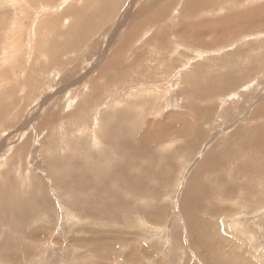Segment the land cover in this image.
Returning a JSON list of instances; mask_svg holds the SVG:
<instances>
[{"label": "rangeland", "instance_id": "obj_1", "mask_svg": "<svg viewBox=\"0 0 264 264\" xmlns=\"http://www.w3.org/2000/svg\"><path fill=\"white\" fill-rule=\"evenodd\" d=\"M187 2L0 0V264H264V0Z\"/></svg>", "mask_w": 264, "mask_h": 264}, {"label": "bare ground", "instance_id": "obj_2", "mask_svg": "<svg viewBox=\"0 0 264 264\" xmlns=\"http://www.w3.org/2000/svg\"><path fill=\"white\" fill-rule=\"evenodd\" d=\"M187 1V0H186ZM195 1H198V2H196V3H194L193 5H192V1L191 0H188V2H187V5H186V8H185V10H187V11H195L196 10V7H197V5L198 6H206L207 5V3H208V1L209 0H195ZM172 2V1H171ZM172 4V3H171ZM196 4V5H195ZM163 9V8H162ZM186 11V12H187ZM188 14V13H187ZM190 14V13H189ZM79 23V22H78ZM76 24V23H75ZM77 26H78V24H76ZM75 28H76V26H75ZM71 29H74V27H73V25H72V27H71ZM70 31V30H69ZM80 32V31H79ZM133 34V33H132ZM163 35V34H162ZM58 47V46H57ZM123 48V47H122ZM6 50H9V49H7L6 48ZM10 52V51H9ZM118 53H120V52H118ZM117 53V54H118ZM7 54V53H6ZM5 54V55H6ZM9 54V53H8ZM1 56V55H0ZM2 57H4V56H2ZM7 57V56H6ZM5 57V58H6ZM113 63V62H112ZM218 88V87H217ZM218 90V89H217ZM205 91H207L206 93H208L207 95H212V93L214 92V89H213V87H208ZM220 91V90H219ZM184 92V91H183ZM199 93V92H198ZM202 97H207V96H202ZM192 99H193V97H192ZM200 99V98H199ZM195 100V99H194ZM190 102V101H189ZM190 107V106H189ZM192 108V107H191ZM189 110V109H188ZM198 115V114H197ZM199 116V115H198ZM205 117V116H204ZM208 117V116H207ZM121 118V117H120ZM206 119V118H205ZM122 120V119H121ZM122 122V121H121ZM196 125V124H195ZM197 126V125H196ZM158 127V126H157ZM198 127V126H197ZM254 128V130H250V131H248V132H245L244 130H242V131H235L234 133H232L233 134V136H236L235 138V140H234V143H232V145L233 146H235L236 148H238V149H236L235 147H234V149H235V151L233 152L232 151V153L231 154H233L234 156V160L235 161H237V160H239L241 163H240V165H239V167L241 168L240 170H242V169H244L245 171L244 172H247V168H248V166H250V168L252 169L253 168V166H251V163L253 162V161H255V162H257V165L258 166H260V163L261 162H259V161H257L256 160V156H258V154H260V153H262V150H263V148H264V146H263V144L264 143H262L264 140V138H263V133H264V127H261V126H255V127H253ZM198 129V128H197ZM193 131V130H191V129H185V130H183V133H185V134H187L189 131ZM120 131H122L121 129H117L116 131H114V134L115 135H117L118 136V134L117 133H121ZM156 131V130H155ZM194 132V131H193ZM201 132V131H200ZM253 134H252V133ZM169 133V132H168ZM249 134H252V138L251 139H249ZM104 135V134H103ZM121 135H123V134H120L119 136H121ZM145 135V134H144ZM161 135V134H160ZM164 135V134H163ZM149 137V136H148ZM164 137V136H163ZM153 138V137H152ZM161 138H162V136H161ZM149 139V138H148ZM158 140V139H157ZM150 141H152V140H150ZM122 142H127L126 144L128 145V146H126V150L127 149H129V150H131V149H135L136 148V146L134 147V146H132V144L130 143V141H128V140H125V141H122ZM138 142H140V141H138ZM231 142V141H230ZM113 142H111L110 143V145H112L114 148H117L119 145H115V144H112ZM161 144H162V142H161ZM229 144V143H228ZM140 145H142V144H140ZM144 145V144H143ZM123 146V145H122ZM159 146V145H158ZM226 145H224V147H225ZM121 147V146H120ZM143 147V146H142ZM151 147V146H150ZM109 148H110V146H109ZM226 148V147H225ZM228 149V148H227ZM254 150V151H253ZM249 152H253V154H252V156H250V155H248L249 154ZM256 152V153H255ZM139 153H140V150H139ZM229 153V152H228ZM144 154V153H143ZM143 154H141V155H143ZM243 154H245V155H243ZM241 155L243 156V157H241ZM261 156V155H260ZM145 157V156H144ZM237 157H239V159L237 158ZM248 157H249V159H248ZM259 157V156H258ZM149 158V157H148ZM237 159V160H236ZM205 161H207V158H205L204 159ZM217 161V160H216ZM202 162V161H201ZM245 162L247 163L248 162V165H247V167H245ZM204 164L206 163V162H203ZM208 163H210V162H208ZM264 163V162H263ZM242 164V165H241ZM201 166H204V165H202L201 164ZM210 167V166H209ZM237 169H239V168H237ZM262 169H263V172H264V166L262 167ZM256 170H259L258 168H256ZM255 170V171H256ZM260 171H261V168H260ZM121 172H123V170H121ZM262 172V171H261ZM194 173H196V172H194ZM126 180H128V179H126ZM107 184V183H106ZM92 185V184H91ZM190 187V186H189ZM186 191V190H185ZM187 193V192H186ZM195 200H197L196 198H195ZM184 204V203H183ZM184 205H186V204H184ZM187 210V209H186ZM187 214H188V212H186ZM33 234V233H32Z\"/></svg>", "mask_w": 264, "mask_h": 264}]
</instances>
